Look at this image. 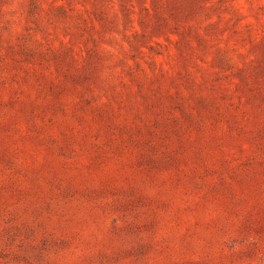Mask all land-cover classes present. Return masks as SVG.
Masks as SVG:
<instances>
[{"label":"rangeland","instance_id":"obj_1","mask_svg":"<svg viewBox=\"0 0 264 264\" xmlns=\"http://www.w3.org/2000/svg\"><path fill=\"white\" fill-rule=\"evenodd\" d=\"M0 264H264V0H0Z\"/></svg>","mask_w":264,"mask_h":264}]
</instances>
